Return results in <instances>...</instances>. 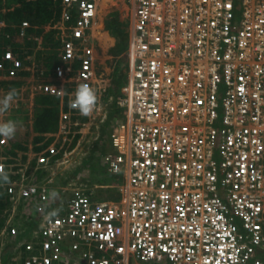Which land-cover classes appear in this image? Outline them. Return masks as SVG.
Wrapping results in <instances>:
<instances>
[{"label": "built area", "instance_id": "2783aa9c", "mask_svg": "<svg viewBox=\"0 0 264 264\" xmlns=\"http://www.w3.org/2000/svg\"><path fill=\"white\" fill-rule=\"evenodd\" d=\"M100 1L60 0L48 25L60 52L44 90L60 100L62 130L82 116L70 101L83 83L107 119L91 46ZM122 1L131 63L103 159L121 198L98 201L83 186L56 201L41 182L2 185L22 214L1 221L0 264L8 254L13 264H264V0ZM6 28L0 17V37ZM34 28L18 25L1 69L33 60L47 76L29 47Z\"/></svg>", "mask_w": 264, "mask_h": 264}, {"label": "rangeland", "instance_id": "374dc122", "mask_svg": "<svg viewBox=\"0 0 264 264\" xmlns=\"http://www.w3.org/2000/svg\"><path fill=\"white\" fill-rule=\"evenodd\" d=\"M123 5L121 0H102L99 26L94 31L91 45L97 60V77L105 90L102 101L106 103L105 110H108L107 117L111 121L120 115L116 111L115 102L122 96L116 97V91L127 81L131 63L127 56L131 13ZM6 24L7 28L13 27L7 21ZM3 36L8 39L14 38L7 35L6 31ZM34 37L35 43L29 44L34 63L47 70V76L41 77L30 70L33 60L25 62L22 66L10 67L9 64H4V68H0V98L10 90H16V96L10 107L6 111L0 112V122L12 120L17 123V129L12 138L0 137V165L3 166L6 173L11 175L12 179L20 178L27 184L41 182L48 185L52 192L58 195L54 196L56 201L74 196L73 189L84 188L80 187L81 184L92 190L94 197L98 194L108 200L116 199L118 197L116 189H102L97 186L100 183L99 180L105 178V172L99 176L90 168L92 164L104 163V155L107 151L110 152L109 145H106L102 139L104 137L108 141L109 134L107 136V132L109 129L104 130L101 138L100 132L102 134L103 128L102 126L98 128L94 124L91 127L94 128L91 132L93 133L92 138L90 135L88 136L90 138H86L83 136L87 132L83 135L80 128L86 129L87 127L68 123L65 129L61 130L59 127L55 132L44 135L43 139L38 141L37 136L39 135L35 133L34 127L33 129L31 127L39 108L36 106V101L46 94L44 86L54 82L53 68H49L47 65L54 63L55 57L58 60L60 45L56 32L49 30L48 26L41 35ZM10 45L3 43L1 55ZM2 62L1 59L0 65ZM109 100L115 102L107 103ZM95 115L96 111L94 110L93 113L91 112L85 117L83 123H89L91 120L93 122ZM81 118L83 117H79V119ZM95 123L97 124V120ZM95 137H98V140H93ZM37 148L42 150L37 151ZM63 189L66 190L63 191ZM4 202L6 204L5 209L0 213V224L1 221L5 222L7 219L9 222L17 221L22 214V202H18L14 206L6 200ZM8 209H11L10 214L1 216ZM23 225L26 227L25 224ZM29 225L28 221L27 228ZM5 258V262L2 264H13L15 254H8Z\"/></svg>", "mask_w": 264, "mask_h": 264}, {"label": "trees", "instance_id": "16d2710c", "mask_svg": "<svg viewBox=\"0 0 264 264\" xmlns=\"http://www.w3.org/2000/svg\"><path fill=\"white\" fill-rule=\"evenodd\" d=\"M60 4V0H0V17L13 25V27L6 28L5 31L7 32V35H11L14 37L12 39H8V37L5 38L4 36L0 37V60L2 59L1 52L3 43L5 45L11 44L14 48L18 46V25H20L23 21H28L32 26L35 27L34 29L29 30V33H34L39 36L44 32V29L42 27L53 24V22L60 20ZM36 27H38V29H36ZM58 44L60 45V43ZM54 59L56 60L57 58L55 57ZM50 64L47 65L49 68L52 67L53 63L51 65ZM121 87H123V84L117 88L119 90L116 91V97H118V95H121ZM117 102L118 99H116V103ZM36 106L39 108L34 120L33 127L35 133L39 135L37 136L38 141H41L44 135L55 132L58 129V101L51 96H42V98L39 97L37 99ZM40 150L42 149L37 148V151ZM104 172L105 178L99 180L101 184H117L120 181L116 176L114 177V175H112V177L107 170ZM8 176L9 183L15 180L11 178L10 174H8ZM5 199L10 201V197L6 195V190H4L3 186L1 185L0 213L5 209Z\"/></svg>", "mask_w": 264, "mask_h": 264}, {"label": "clouds", "instance_id": "9594fccd", "mask_svg": "<svg viewBox=\"0 0 264 264\" xmlns=\"http://www.w3.org/2000/svg\"><path fill=\"white\" fill-rule=\"evenodd\" d=\"M16 96V90H10L2 98H0V112L6 111ZM97 93L95 89L88 84L83 83L77 86L73 94V98L70 101V107L77 109L82 115H90L96 106ZM17 123L9 120L6 122H0V137L12 138L16 132ZM9 183V176L4 171L3 166L0 165V185ZM55 196V193L52 194ZM56 213L53 212L52 215Z\"/></svg>", "mask_w": 264, "mask_h": 264}, {"label": "crops", "instance_id": "0c3cea01", "mask_svg": "<svg viewBox=\"0 0 264 264\" xmlns=\"http://www.w3.org/2000/svg\"><path fill=\"white\" fill-rule=\"evenodd\" d=\"M122 1V0H121ZM101 2H102V0L100 1V4H101ZM123 2V1H122ZM124 4V3H123ZM124 7H125V4L123 5ZM102 7V6H101ZM125 9H126V7H125ZM129 10V9H128ZM47 26L48 25H46V26H44V27H42L43 29H44V31H45V29H47ZM36 29H38V27H36ZM35 43V42H34ZM128 79V78H127ZM127 82V81H126ZM126 82H125V84H126ZM108 94H109V92H108ZM44 96H49V95H47V94H44ZM55 98V97H54ZM57 101H58V108H59V123H58V128L60 127V129L62 130V128H61V125H63L62 124V120H61V112H62V108H61V104H60V100L59 99H57V98H55ZM119 99V98H118ZM119 101V100H118ZM115 104H116V102H115ZM116 107H117V104H116ZM61 108V109H60ZM64 110L66 111V108H64ZM117 112H119V114H120V109L119 108H117V110H116ZM81 117V116H80ZM82 117L83 118H81V119H79L78 120V122L77 123H75V124H73V125H75V126H81V127H87L86 129H83V128H80V132H82V134L84 135L86 132H87V134H85V136H83V137H86V138H90L91 136H92V134L93 133H91L93 130H94V128H91L94 124L99 128V126H102V128H103V132H104V130H107V129H109V131L108 132H110V133H108L107 132V136H108V134H109V139H108V141H107V138H104L103 137V134H101V132H100V136H101V138L105 141V143H106V145H109V147H110V151H112L113 150V147H112V144H111V140H110V136H111V133H112V131H113V129H114V127H115V125H116V123L121 119L120 117H121V114L119 115V117L118 118H114L113 119V121H111L110 120V118H108L107 117V119L106 120H104L103 121V116H100V115H98L97 113H96V115H95V118H94V120H93V122H89V123H83V120L85 119V115H82ZM89 119H90V116H89ZM95 120H97V124L95 123ZM34 124V123H33ZM33 124H32V129H33ZM37 134V133H36ZM90 135V137H88ZM92 138V137H91ZM95 139V141L96 140H98V137H95V138H93V140ZM103 143V142H102ZM104 148V147H103ZM104 150V149H103ZM108 150H109V148H108ZM104 152V151H103ZM108 152V151H107ZM106 152V153H107ZM90 168H92L93 169V171L95 172V173H97V175H99V176H101V174L104 172V171H106L107 170V168H106V165H105V163H103L102 162V164H92L91 166H90ZM112 176V175H111ZM113 177V176H112ZM114 177H115V175H114ZM120 181L116 184V183H111V184H101V183H99V185H97L98 187H100V188H102V189H113V190H117V192H118V197L116 198V199H113V200H119L120 198H121V191L119 190V187L118 186H121V184L123 183V180L119 177V176H116ZM80 187H83V184H81L80 185ZM95 199L96 200H98V201H109L108 199H106V198H104V197H102V196H98V194L96 195V197H95ZM133 264H148V263H138V262H134Z\"/></svg>", "mask_w": 264, "mask_h": 264}, {"label": "bare ground", "instance_id": "6f19581e", "mask_svg": "<svg viewBox=\"0 0 264 264\" xmlns=\"http://www.w3.org/2000/svg\"><path fill=\"white\" fill-rule=\"evenodd\" d=\"M100 8H101V4H100V6H99V12H100Z\"/></svg>", "mask_w": 264, "mask_h": 264}]
</instances>
